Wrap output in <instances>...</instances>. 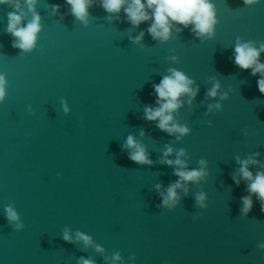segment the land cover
<instances>
[{"label": "water", "instance_id": "obj_1", "mask_svg": "<svg viewBox=\"0 0 264 264\" xmlns=\"http://www.w3.org/2000/svg\"><path fill=\"white\" fill-rule=\"evenodd\" d=\"M213 2V35L176 25L183 30L162 40L148 32L151 20L135 25L102 0H91L86 20L68 0H35L41 29L30 50L7 30L11 12L21 26L32 20L28 0L0 3V264H264V202L251 194L244 211L250 181L240 173L245 159L258 161L253 174L264 171V93L261 73L234 62L238 42L264 44V3ZM171 69L198 89L172 112L170 123L189 128L183 134L145 118ZM130 135L151 163L130 158ZM168 146L167 159L183 150L186 170L205 172L183 181L171 206L163 199L180 166L162 162Z\"/></svg>", "mask_w": 264, "mask_h": 264}, {"label": "clouds", "instance_id": "obj_2", "mask_svg": "<svg viewBox=\"0 0 264 264\" xmlns=\"http://www.w3.org/2000/svg\"><path fill=\"white\" fill-rule=\"evenodd\" d=\"M7 0H0V3H5ZM71 4L72 13L81 20H86L88 15L89 5L91 0H68ZM246 4L264 3V0H245ZM103 8L110 13H119L124 11L133 24L139 25L142 21L151 20L152 23L148 28V32L153 35L154 38H160L167 40L173 28L176 31H182V28L176 27V25H183L184 27H191V31L196 33L197 36L213 35L214 26L217 23L216 7L213 0H102ZM17 9H20L19 3L15 4ZM28 7L33 11L34 15L30 22L26 26H21L22 15L17 12L9 13L8 31L15 37H18V41H14V46L30 50L34 47L37 40V33L41 29L40 20L41 17L35 12V0H28ZM59 8V6H55ZM175 22V23H173ZM144 36L142 31L135 37L137 41L141 40ZM235 57L234 62L241 68H251L252 74L256 75L261 73V77L258 80V88L261 93H264V62H261L258 58L261 52L264 51V44H261L260 48L254 46L251 41L236 44L234 49ZM171 74L164 76L160 83L154 85L155 93L157 95V106H147L145 108V118L148 120H158L157 126L161 130H165L168 133L179 132L181 134L187 133L189 128L187 126H181L178 123H170L173 121L172 112L178 109L183 101L180 100L182 94H190V97H195L198 89H193L191 85L194 80L189 78L184 72L176 69L170 70ZM220 85L215 84L212 89L209 90V95L216 96L217 89ZM7 97V79L5 73H0V102H3ZM191 103V99H189ZM216 107H219L217 104ZM65 111H67V105H65ZM127 146L134 148L135 150L130 153V158L134 161L141 163H151L152 161L148 157L144 147L139 145L133 136H129L127 139ZM174 151L171 146H168L164 153V160L169 165H178L176 168V175L180 177V180L171 184L167 189V195L163 199L165 205H173L177 202L178 193L177 188L182 187L183 181L196 180L205 174L204 169L199 170H186V162L180 157L184 155V151L181 150L177 153L176 159H167V157ZM259 155V154H257ZM205 162L202 160L201 164ZM241 168L240 173L242 176L249 180L247 189L250 193L248 196L242 197L244 204V211H250L253 207V199L251 194H258V199L264 202V171L253 174L248 168L250 163H258L254 159H245L240 161ZM237 183L239 181L237 180ZM157 187H160L159 185ZM198 201L202 204L204 200L203 194L197 197ZM7 217L10 221H16L19 219L17 211L12 206L6 207ZM17 228L21 227L20 224L16 225ZM63 238L71 241L72 236L65 232ZM77 239H82L86 243L91 242V237L83 233H77ZM264 249V244L259 245ZM97 250H102L100 246H97ZM116 260H120L119 253L115 255ZM135 261V254L132 257ZM82 264H94L93 261L88 259H82Z\"/></svg>", "mask_w": 264, "mask_h": 264}]
</instances>
